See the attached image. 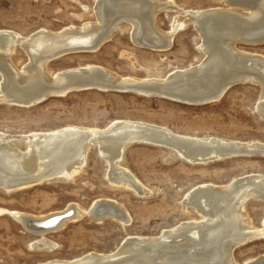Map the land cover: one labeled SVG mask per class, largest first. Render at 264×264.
Here are the masks:
<instances>
[{
  "label": "rangeland",
  "instance_id": "rangeland-1",
  "mask_svg": "<svg viewBox=\"0 0 264 264\" xmlns=\"http://www.w3.org/2000/svg\"><path fill=\"white\" fill-rule=\"evenodd\" d=\"M171 1L185 10L225 6L223 0ZM93 8V0H0V31L26 37L40 29L57 32L67 26H80L83 22L94 23ZM174 14L163 11L156 16L162 31L170 29ZM130 28L129 24L122 27L96 51L70 53L47 62V74L53 76L95 65L118 77L157 79L165 78L174 70L196 67L204 57L199 49L200 37L191 24L174 34L168 49L154 51L151 47L135 44ZM15 47L8 53V60L12 69L19 72L30 60L19 45ZM236 48L264 57V43L252 46L237 43ZM3 73L0 70V134L9 136L20 152H27L26 141L31 134L73 126L105 130L116 120L148 123L179 136L214 137L264 145V119L256 113L260 100L264 102V91L261 99L259 85L250 82L230 87L220 99L211 102L188 103L178 99L181 103L139 93L91 89L67 95L54 93L55 97L43 99L36 105H24L5 100L7 85ZM126 147L118 166L131 174L137 188L118 184L115 177L108 175L105 158L92 145L86 152L85 163L70 178L51 177L18 190L1 186L0 209L42 216L72 204L80 205L88 212L97 199L109 198L127 210L128 224L122 225L110 218L98 222L83 215L45 234V239L56 245L48 251L32 247L40 237L29 233L4 212L0 214V264H43L51 260L70 261L88 254H115L126 246L118 248L129 237L156 238L163 230L184 221L200 220L201 215L193 208L182 210V200L193 187L204 183L227 185L244 175H264L263 154L200 163L148 142ZM245 211L251 225L260 227L264 201L248 199ZM260 255H264V236L233 251L237 264Z\"/></svg>",
  "mask_w": 264,
  "mask_h": 264
},
{
  "label": "bare ground",
  "instance_id": "bare-ground-1",
  "mask_svg": "<svg viewBox=\"0 0 264 264\" xmlns=\"http://www.w3.org/2000/svg\"><path fill=\"white\" fill-rule=\"evenodd\" d=\"M93 2L96 16L94 23L67 26L61 30L70 32L60 37L56 35L59 31L40 29L37 31L44 35L29 41L33 33L21 37L0 31V70L5 74L7 85L5 100L24 105L35 104L49 94L64 93L78 77L90 74L112 84L163 85L176 93L179 100L188 103L217 101V97L234 81L264 85L263 55L246 53L236 48L237 43L251 46L264 43V0H223L224 7L199 10L181 9L171 0ZM163 11L175 12L170 29L166 32L156 22V16ZM128 24L131 26L132 41L151 47L153 51L154 48L168 49L174 34L191 24L200 37L199 49L204 57L196 67L174 70L165 78L157 79L118 77L95 65L60 71L53 76L47 74L45 64L60 57L61 53L55 56L58 50L76 45L96 48ZM16 45L22 47L30 60L27 67L17 69L19 72L12 69L8 60V53H12ZM257 108L264 117V102L260 100ZM2 134L0 187L17 190L51 177H72L85 163L86 152L93 142L98 145L107 162L108 175L115 177L118 184L129 188H137L138 184L131 174L119 167L120 156L133 139L144 136L170 145L194 162L221 148L235 146L252 147L264 155V145L259 142L179 136L162 127L128 120H116L105 130L73 126L34 133L26 141L27 152H20L9 136L6 138ZM184 197L182 210L193 208L201 215L200 220L184 221L163 230L156 238L129 237L125 241L126 246L115 254H88L70 261L51 260L43 264H237L233 257L234 249L264 236V218L260 227H254L245 211L248 199L264 201V175L261 173L244 175L227 185L200 184ZM79 206L71 204L61 211L42 216L2 209L0 214L8 213L29 233L40 237L32 247L48 251L56 245L46 240L45 234L83 215L98 222L110 218L124 225L130 221L127 210L109 198L97 199L88 212ZM244 264H264V255Z\"/></svg>",
  "mask_w": 264,
  "mask_h": 264
},
{
  "label": "water",
  "instance_id": "water-1",
  "mask_svg": "<svg viewBox=\"0 0 264 264\" xmlns=\"http://www.w3.org/2000/svg\"><path fill=\"white\" fill-rule=\"evenodd\" d=\"M69 32H70L69 30L64 29V30H60L58 33H56V35L60 37L61 35H65L66 33H69ZM41 34L42 33H40L39 31L34 32L32 35L29 36V38L31 37L29 41H31L32 39H35L38 35H41ZM42 35H44V34H42ZM103 44H101V45H103ZM100 47L101 46H98L96 48H95V46L94 47H85L84 45L68 46V47H64V48L58 50V52L55 53V56L56 55L58 56V54H60V53L61 54L59 56H63V55L70 54V53H76V52H90L91 50H96ZM154 50H157V49L154 48ZM90 75L78 77V79L75 81L73 86L68 87V89L66 91H64V93H61L60 95H62V94L67 95L71 92L94 89V90L105 91V92H132V93H139V94H142L144 96L159 97V98H163V99H167V100H171V101H175V102L179 101L177 98L178 95L176 93H172L169 90V87H165L163 85L152 87V86L142 85V84H128V85L112 84L108 81L103 80L102 78H100L98 76H95V75L90 76ZM241 82L242 81H234L233 83H231L227 88H225L223 90L221 95H219L216 100L220 99L223 96V94L230 87H232L236 84H240ZM259 87L261 89V98H263L262 92L264 91V85L259 84ZM50 97H55V94L53 93V94L47 95L44 100H46ZM40 102H42V100L35 103L34 105H36ZM256 113L258 114L257 111H256ZM258 116H259V114H258ZM259 117L261 119H264L261 116H259ZM110 128L111 127H109V129ZM141 136L143 137V135H141ZM138 142H146V143L148 142V144L166 147V148H169L170 150L174 151L175 153H177V151L174 148H172L170 145L163 143L161 141L155 140V139H151V138L147 139V137H145V136H144V138L133 139L128 146H130L133 143H138ZM92 145L96 147L98 153L103 158V156L100 153V149H99L98 145L95 143H91L89 148ZM254 154H261V153L252 147L243 148V147H239V146L236 147L235 146V147H229V148H221V149L217 150L216 152L210 153V154L202 157L201 159L195 160V161L200 162V163H208V162L220 161V160H224V159H228V158H232V157H236V156H250V155H254ZM125 243L126 242H124L122 244V246L120 244V246L118 248L121 249Z\"/></svg>",
  "mask_w": 264,
  "mask_h": 264
}]
</instances>
